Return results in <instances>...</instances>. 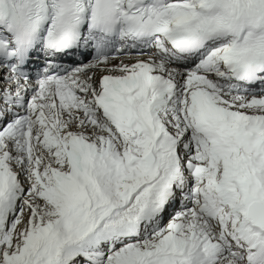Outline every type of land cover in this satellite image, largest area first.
<instances>
[{
    "label": "snow or ice",
    "instance_id": "obj_1",
    "mask_svg": "<svg viewBox=\"0 0 264 264\" xmlns=\"http://www.w3.org/2000/svg\"><path fill=\"white\" fill-rule=\"evenodd\" d=\"M0 264H264V0H0Z\"/></svg>",
    "mask_w": 264,
    "mask_h": 264
}]
</instances>
